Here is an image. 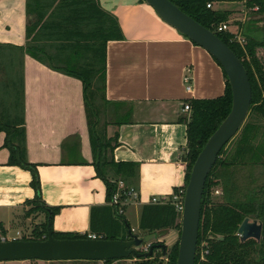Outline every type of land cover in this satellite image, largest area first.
I'll use <instances>...</instances> for the list:
<instances>
[{
  "label": "crops",
  "instance_id": "obj_1",
  "mask_svg": "<svg viewBox=\"0 0 264 264\" xmlns=\"http://www.w3.org/2000/svg\"><path fill=\"white\" fill-rule=\"evenodd\" d=\"M218 2L224 10L233 3L213 0L211 4L215 8ZM100 4L117 17L124 36L107 45L106 98L114 103V122L107 132L109 136L119 133L115 161L138 164L139 178L131 186L138 198L128 201L124 213L135 201L142 214L153 198L170 197L176 189L185 187V120L192 113H185L184 105L224 96L226 78L220 64L206 50L163 22L145 1L100 0ZM30 20L27 0H0V45L25 47ZM17 69L23 75L27 159L38 165L44 203L60 208L53 229L97 236L91 232V211L108 203L106 185L93 165L83 83L28 54ZM187 73L190 91L185 82ZM115 121L122 125L117 126ZM5 138V132H0V230L10 238L8 227L14 217L28 216L30 207L26 203L34 199L35 191L29 170L8 165L10 151L4 147ZM125 215L122 217L126 219ZM174 230L155 234L154 243L174 237ZM26 263L39 264L19 262Z\"/></svg>",
  "mask_w": 264,
  "mask_h": 264
},
{
  "label": "trees",
  "instance_id": "obj_2",
  "mask_svg": "<svg viewBox=\"0 0 264 264\" xmlns=\"http://www.w3.org/2000/svg\"><path fill=\"white\" fill-rule=\"evenodd\" d=\"M170 1L213 32L214 26L227 21V11H215L207 7L213 0ZM245 4L250 10V17L248 23L242 25V36L246 41L244 47L233 41V33L215 34L243 62L252 86V104L244 125L230 142L232 148L227 151L226 145L221 151L207 179L198 245L206 239L210 253L206 254L203 261H200L198 253L195 264H264V184L260 185L259 177L254 175L261 170L259 174L264 176V25H259V22L264 21V0H247ZM255 8H258L256 12L253 11ZM27 13L31 17L26 31L29 40L27 45H0V132L6 134L4 147L10 151L8 165L31 172L35 197L26 203L30 207L27 214L42 213L46 219L41 229L34 231L33 238L20 240H46L48 223L50 220L53 222L60 212L59 207H49L44 203L38 165L27 159L23 75L17 69L21 67L25 54L83 83L86 118L94 153L93 165L97 177L106 185L108 203V206L92 209L91 232L105 240H125L121 236L118 221L126 225L128 232L130 224L124 217L117 215L116 206L111 203L118 192L121 200H125L127 197L124 193L136 184L139 177L138 164L115 161L113 154L120 146L119 133L109 136L107 132L108 126L114 122L111 119L114 103L106 98L107 45L110 41L123 39L119 21L101 7L100 0H27ZM13 66L16 67L15 73ZM224 75V96L190 102L192 114L185 120L186 184L204 145L231 111V90L225 72ZM106 117H110L111 121H106ZM115 124L121 126L122 122L115 121ZM244 171L249 172V181L253 182L254 188L247 186L244 178L248 177L242 176ZM120 182L124 184L123 191L119 188ZM217 187L221 189L222 197L216 203L211 199L212 191ZM180 218L181 215L172 204H149L142 209L140 230L156 235L171 229L181 230ZM249 218L262 225L260 241H243L238 235L241 225ZM53 236L61 240L89 238L88 234L60 233L54 229ZM178 247L179 244L169 254V264H176ZM157 262L163 263L152 256L138 260L136 264Z\"/></svg>",
  "mask_w": 264,
  "mask_h": 264
},
{
  "label": "water",
  "instance_id": "obj_3",
  "mask_svg": "<svg viewBox=\"0 0 264 264\" xmlns=\"http://www.w3.org/2000/svg\"><path fill=\"white\" fill-rule=\"evenodd\" d=\"M151 6L167 25L195 45L206 50L222 67L230 85L232 106L226 119L208 139L198 155L186 187L184 211L181 215V235L176 264H195L199 241L202 200L207 179L217 163L221 151L244 125L252 104V86L243 62L213 31L201 25L170 0H143ZM52 221L48 223L47 239L0 242V263L12 261H123L134 257L148 259L167 246L154 243L155 234L138 236L129 229L126 240L56 239ZM242 240H261L262 225L246 219L239 229ZM150 245L147 252L142 249Z\"/></svg>",
  "mask_w": 264,
  "mask_h": 264
},
{
  "label": "rangeland",
  "instance_id": "obj_4",
  "mask_svg": "<svg viewBox=\"0 0 264 264\" xmlns=\"http://www.w3.org/2000/svg\"><path fill=\"white\" fill-rule=\"evenodd\" d=\"M246 1L243 0V2H239V1L233 2V3H231L232 5H229L228 8L225 10L223 9V7H225V6L219 5V2L217 5H215V8L213 7V5L211 8L212 10L222 9L219 11H223V12L227 11L228 12L227 21H225L224 23L229 24L230 33H233L235 35L233 41H236L237 43H239V41L241 42V40L242 41L244 40L245 43L240 44L243 46L246 44V41H245V38L242 36V25L248 23L249 17H250V12H248L249 9L246 7V4H245ZM255 11H257V9ZM259 25L263 26L264 21L259 22ZM218 26L216 25V26H214V28L216 29V27H218ZM109 118L106 117V121H111V119H109ZM231 148H232V144L229 143L227 151L230 150ZM260 171L261 170L257 171L254 175L256 177L257 176L259 177L260 183H261L260 185H263L264 184V182H263L264 176H261V174H259ZM248 173H249L248 171L247 172L244 171L242 173V176L248 177ZM244 179H246V181H247L246 184L249 188H251V187L254 188L253 182L251 183L249 181V179H250L249 177L244 178ZM182 189H186V188L183 187ZM175 193L176 192H174V194ZM173 195L170 197H171L172 201H175L173 199ZM221 195H222L221 189L219 187L214 188L212 191V199L211 200H213L217 203V202L221 201V197H222ZM135 203L136 202L133 201V203H131V205L125 209L124 214H126L125 217H126V219H128L131 229L136 233L135 235L143 237V236L149 235V233L145 232L143 230H139L140 229L139 228V224H140L139 222H140V218H141V210L139 209L140 207L135 206ZM172 205H174V204L172 203ZM21 212H19V213L21 214ZM14 218L15 219H13L11 226L8 227V230H9L8 234H9L10 238H14V237L18 238L19 237V240L22 238H33L35 236L34 231L36 229H41L40 227L42 226V224L45 223V220H46L45 215L42 213H35L32 215H28V216L27 215L24 216V214H22V217L18 216V218L17 217H14ZM249 219H250V222H254V220L252 218H249ZM118 222H119V226H120L121 236L124 237V239L126 240L128 237L127 227H126V225H124V223L122 221H118ZM179 223L181 224V222H179ZM18 231H19L20 235H18ZM174 232H175L174 237H172L170 239H165L162 241L163 244L167 245V251H168L167 256H161V249L156 251L155 254L153 255V258H157L159 262L162 261L163 262L162 264H169V260H170L169 254L172 252L173 248L177 244H179L181 230L175 229ZM2 236H4V232H2L0 230V237H2ZM10 238H8L9 241H10ZM158 241L159 240H157V242ZM208 246H209V242L206 239L202 240L200 245H198L197 255L199 253L200 261H203L201 259L203 254H205L204 255V258H205L206 254L210 253V248L208 249ZM136 261H138V260L128 259V260H123V261H114L112 264H136ZM19 262H4L3 264H19ZM37 262H39V264L45 263L44 261H37ZM26 264H31V263H26ZM85 264H105V262H89V263H85ZM157 264H159V263L157 262Z\"/></svg>",
  "mask_w": 264,
  "mask_h": 264
},
{
  "label": "built area",
  "instance_id": "obj_5",
  "mask_svg": "<svg viewBox=\"0 0 264 264\" xmlns=\"http://www.w3.org/2000/svg\"><path fill=\"white\" fill-rule=\"evenodd\" d=\"M207 7L209 9H211L212 4L209 3L207 5ZM257 10H258V8H257ZM229 30H230L229 24L228 23H222L218 27H216V29L214 30V33H226V32H230ZM243 43H245L244 40L243 41L241 40V42L239 41V44H243ZM241 46L244 47L243 45H241ZM185 82L187 83V90L190 91L191 86L189 85L190 84V78H189L188 73H187V76L185 77ZM183 111L185 113H189V114L192 113V106L190 105V103H186L184 105ZM119 188L122 191L124 190V184L122 182L119 183ZM185 194H186V189H179L178 192L173 195V199L175 201H172V199L170 197H160V198H153L151 201V204L166 205V204H172L173 203L177 212L180 215H182V213L184 211ZM124 195H126L127 198L125 200H121V194H120V192H118L114 196L113 201L111 203V205L116 206V211H117L118 216L124 215V208L131 198H134V199L138 198V192L133 188H130L128 191H126L124 193ZM18 235H20V233H18ZM89 238L90 239H99L95 235H89ZM13 240H19V237L18 238L14 237L12 239L10 238V241H13ZM7 241H9V239L7 237H5V236L0 237V242H7ZM149 247H150V245H146L142 249V252H147L149 250ZM204 255L205 254H203V256L201 257L202 260H204Z\"/></svg>",
  "mask_w": 264,
  "mask_h": 264
},
{
  "label": "flooded vegetation",
  "instance_id": "obj_6",
  "mask_svg": "<svg viewBox=\"0 0 264 264\" xmlns=\"http://www.w3.org/2000/svg\"><path fill=\"white\" fill-rule=\"evenodd\" d=\"M238 234H239V233H238ZM239 235H240V234H239ZM240 237H242V235H240ZM158 250H160V249H158ZM158 250H155V252L158 251ZM161 252H162V250H161ZM167 253H168V251H167ZM154 254H155V253H154Z\"/></svg>",
  "mask_w": 264,
  "mask_h": 264
}]
</instances>
